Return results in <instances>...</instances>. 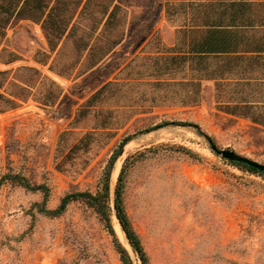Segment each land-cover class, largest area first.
Masks as SVG:
<instances>
[{
	"label": "rangeland",
	"instance_id": "rangeland-1",
	"mask_svg": "<svg viewBox=\"0 0 264 264\" xmlns=\"http://www.w3.org/2000/svg\"><path fill=\"white\" fill-rule=\"evenodd\" d=\"M118 2L127 10L124 38L91 69L72 37L52 51L40 23L0 25V264H122L106 220L84 200L69 202L55 217L39 208L57 207L67 193L100 190L109 159L127 136L110 172L108 204L125 247L114 209L124 165L123 205L148 264H264V174L231 163L207 139L264 164V126L222 111L228 87L218 90L213 80L203 81L195 105L153 103L152 95L160 100L166 92L153 91L148 67L152 57L168 54L186 15L170 17L166 0ZM75 20L76 36L88 39L89 17ZM162 77L170 79V72ZM117 80L124 83L119 117L135 112L105 145L84 155V169L75 171L78 158L58 171L61 133L70 131L67 150L91 130L97 113L76 121L78 109ZM15 175L46 189L28 190Z\"/></svg>",
	"mask_w": 264,
	"mask_h": 264
},
{
	"label": "trees",
	"instance_id": "trees-1",
	"mask_svg": "<svg viewBox=\"0 0 264 264\" xmlns=\"http://www.w3.org/2000/svg\"><path fill=\"white\" fill-rule=\"evenodd\" d=\"M166 12L170 17L184 13L186 20L177 29L176 41L168 48V54L152 57L148 67V76L152 79L148 84L153 86V91L165 88L166 92L160 100L152 95L153 103L195 105L201 99L203 81L213 80L218 90L228 87V100L219 105L222 111L264 126V0H166ZM76 16L78 19L89 17L88 39L82 35L76 36L79 21L72 23ZM22 19L41 24L52 51L64 37H72L78 56L81 58L85 55L86 69H91L122 42L127 10L118 0H0L1 26ZM168 72L170 79L163 78ZM139 78H134L129 85L136 86ZM123 85L118 80L106 82L78 109L76 121L94 111L98 115V122L67 150L64 143L70 131L61 133L54 156L58 171H68L78 158L81 159L80 166L75 171L84 169L89 162L84 155L96 145H105L106 140L114 137L116 131L132 116L134 109L127 117H119V113L125 111L121 104ZM101 137L105 140L100 143ZM129 140L130 136L125 137L110 157L100 190L96 193H67L57 207L48 209L43 203L39 208L45 215L55 217L66 210L69 202L84 200L106 220L122 264H134V261L110 222L109 180L114 162ZM229 161L249 171L264 174L245 163ZM124 171L125 165L115 189V214L133 253L142 264H148L141 239L124 209L120 183ZM14 178L28 190L46 189L43 184H33L24 176L15 175Z\"/></svg>",
	"mask_w": 264,
	"mask_h": 264
},
{
	"label": "water",
	"instance_id": "water-1",
	"mask_svg": "<svg viewBox=\"0 0 264 264\" xmlns=\"http://www.w3.org/2000/svg\"><path fill=\"white\" fill-rule=\"evenodd\" d=\"M207 139H208V141H209V143H210V145H211V148H212L214 151H216V152H218L219 154H221L225 159H228V160H231V161H237V162L245 163V164H247V165H249V166H251V167H254V168H256V169H258V170L264 172V164H263V163L257 162V161H255V160H253V159H251V158H248V157H246V156H243V155H241V154H238V153H236L235 151H232V150H230V149H219V148L213 143V141L211 140V138L207 137ZM121 151H122V150H121ZM115 217H116V214H115ZM116 219H117V217H116ZM117 220H118V219H117ZM118 223H119V221H118ZM119 225H120V223H119ZM120 228H121V230H122V232H123V234H124V240H125V242H126V244H127V246H128V248H127V247H126V248H127L129 251L133 252V251H132V248H131V245H130V243H129V241H128V239H127V237H126V235H125V233H124V231H123L121 225H120Z\"/></svg>",
	"mask_w": 264,
	"mask_h": 264
},
{
	"label": "bare ground",
	"instance_id": "bare-ground-1",
	"mask_svg": "<svg viewBox=\"0 0 264 264\" xmlns=\"http://www.w3.org/2000/svg\"><path fill=\"white\" fill-rule=\"evenodd\" d=\"M120 226V225H119ZM121 229V228H120ZM122 231V230H121Z\"/></svg>",
	"mask_w": 264,
	"mask_h": 264
}]
</instances>
